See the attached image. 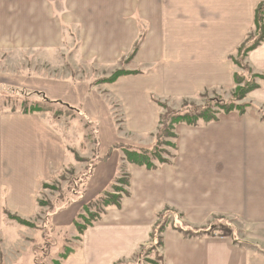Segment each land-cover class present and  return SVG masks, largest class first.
<instances>
[{"label":"crops","instance_id":"crops-1","mask_svg":"<svg viewBox=\"0 0 264 264\" xmlns=\"http://www.w3.org/2000/svg\"><path fill=\"white\" fill-rule=\"evenodd\" d=\"M261 1L0 0V51L22 52L26 62L25 70L0 71V86L75 111L0 112V220L2 200L22 218L36 214L42 183L74 162L64 137L79 126L84 136L93 128L97 142L80 156L97 160L79 199L51 220L55 229L75 228L83 207L119 176L123 153L114 146L153 145L161 112L153 97L170 105L205 91L230 97L241 71L231 57L254 30ZM247 63L264 75V42ZM118 69L135 73L97 82ZM258 83L243 100L252 105L245 113L177 125L172 163L152 170L128 164L130 195L79 235L70 257L80 264L132 260L152 245L159 214L169 207L192 228L229 219L235 239L186 237L169 226L158 248L163 264H264V79Z\"/></svg>","mask_w":264,"mask_h":264},{"label":"trees","instance_id":"trees-1","mask_svg":"<svg viewBox=\"0 0 264 264\" xmlns=\"http://www.w3.org/2000/svg\"><path fill=\"white\" fill-rule=\"evenodd\" d=\"M254 24V30L249 33L247 39L238 48L236 56L231 57L234 64L238 66L241 71H237L234 74L235 89L228 99H224L221 95L216 93L210 98L209 92L205 91L199 94V97L205 98L204 104H198L195 102V99H185L181 101V106L179 108H174V106L168 104V102L153 97V100L157 102L161 108L157 131L154 134L153 145L149 148L130 144H118L114 146V148L120 149L123 153V162L119 165V176L115 179L109 189L103 192L94 201L86 204L81 213H79L74 219L73 225L79 232L80 236L83 235L89 227L93 226L95 222L100 220L102 214L106 213L108 208H120L123 199L130 195V174L127 171L128 164H137L152 170L158 168L162 164L172 163L176 154L172 153L170 149H173L175 152L177 148L175 142L177 138L175 128L177 125L187 124L196 126L200 123H210L219 120L222 114H227L232 111L245 113L248 107L252 106L250 103L243 102V100L248 94L260 87L258 82L259 80L264 79V75L253 72L252 68L247 63V57L251 51L261 46L264 42V0H262L255 8ZM140 43L141 41L135 43V47L129 54L126 62L135 56L139 50ZM134 73V71L118 69L110 77L100 79L97 82L111 83L123 75ZM22 98L21 111L25 114L52 111V107L54 106V103L51 101L42 98H29L26 94H24ZM114 107L116 106L113 105L112 109H114ZM12 111L15 112L17 109L13 107ZM113 113L115 115L116 123L119 126V130H122L123 120L121 116L119 117L120 114L115 111H113ZM58 114L60 113L57 112L56 115ZM75 156L78 161H85L78 153ZM42 184L45 188L48 187L46 183L43 182ZM37 202L39 205L48 204L42 200H37ZM68 202V205L59 206L58 211L68 207L70 203H72L71 199H69ZM169 212L175 211L166 207L159 214V219L151 233V240L153 243L146 249L141 247L140 251L135 256L137 264H163V256L159 254L157 250L159 247L163 246V233L169 227V220L167 218ZM3 213L10 220H15L23 226L35 227V224L30 220L22 218L17 214H13L6 208L3 209ZM48 216L50 217V215ZM173 228L183 232L186 237L222 236L235 239L234 227L223 217L216 218L215 221L205 227L192 228L178 222L177 224H173ZM235 242L237 241L235 240ZM68 252L70 251L68 250ZM66 254L62 255L63 259L68 258L69 255ZM151 254H155V257H151ZM124 261L125 260H119L114 264H123ZM1 262L2 252L0 251V264H2ZM56 264L61 263L57 261Z\"/></svg>","mask_w":264,"mask_h":264},{"label":"rangeland","instance_id":"rangeland-1","mask_svg":"<svg viewBox=\"0 0 264 264\" xmlns=\"http://www.w3.org/2000/svg\"><path fill=\"white\" fill-rule=\"evenodd\" d=\"M70 42L72 46V39H70ZM8 54L9 53L5 51H0V71L15 72L14 68L22 70V66L24 70L26 69V62L23 60L22 63V52H14L12 55H10V53V56ZM8 56L9 58L7 59ZM209 94L211 98L214 93ZM23 95L24 94L20 91L7 90L0 86V112H11L13 107L18 111L21 110ZM223 98L227 99L225 97ZM195 102L204 104L205 98L198 97L195 99ZM172 106H174V108H179L181 102L173 104ZM113 111L118 112L116 107H114ZM52 112H58L60 113L59 115H61L62 113L66 114L75 111L66 107L54 105L52 107ZM68 116L69 114L64 117L73 119L71 118L72 116ZM120 116L122 115H119V117ZM121 118L123 120V117ZM78 122L79 120H74V123L78 124ZM93 133V128L91 130L87 129V135L84 136V133H81L78 126L76 129H69V132L65 135L64 138L66 142L73 147L74 153L72 155L74 162L58 172L51 182H44L48 187L45 188L43 184L41 185L37 193V200H42L48 204L39 205L37 202V212L33 217L29 218V220L35 224V227L23 226L15 220H10L6 217L3 213V209H9L7 208L6 201L2 200L1 211L3 219L0 220V251L2 252V264H56L57 261L61 264H80L78 258L70 257L79 248L81 240L79 232L74 231L73 229L75 228L71 227L55 229L52 227L51 220L54 214L60 211H58L59 206L68 205L69 199H71L72 203L75 202L83 193L86 179L96 163L95 156L92 158L93 160L84 158L85 155L91 154V151L94 152L96 147L97 142ZM170 151L174 153L173 149H170ZM77 153L79 155H84L82 158L85 161H77L76 156H74ZM48 215H50V217ZM167 218L169 220V226H173V224H177L179 221L182 222L180 216L174 212H169ZM21 242L23 244H21ZM67 249L70 252L72 250V252H68ZM157 252L160 254L158 250ZM63 254L69 255L68 258L63 259ZM151 257H155V254H151ZM123 264H137L136 258L124 261Z\"/></svg>","mask_w":264,"mask_h":264}]
</instances>
